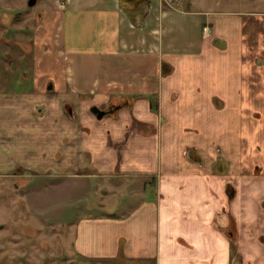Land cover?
Listing matches in <instances>:
<instances>
[{
  "label": "crops",
  "instance_id": "obj_1",
  "mask_svg": "<svg viewBox=\"0 0 264 264\" xmlns=\"http://www.w3.org/2000/svg\"><path fill=\"white\" fill-rule=\"evenodd\" d=\"M17 167L88 188L66 262L264 264V0H0V174Z\"/></svg>",
  "mask_w": 264,
  "mask_h": 264
},
{
  "label": "rangeland",
  "instance_id": "obj_2",
  "mask_svg": "<svg viewBox=\"0 0 264 264\" xmlns=\"http://www.w3.org/2000/svg\"><path fill=\"white\" fill-rule=\"evenodd\" d=\"M12 65L14 67L15 63H11V58L6 59V68L11 69ZM12 80L6 73V85ZM71 105L64 103L65 116L92 115L89 111L92 104L88 101L84 102L82 112L81 106L74 110ZM35 108L38 116L49 115L45 103L40 102ZM11 156L18 158L15 154ZM23 171L22 167H17L16 171L0 174V264H85L76 259L66 262L62 257L71 254L67 222L82 205L76 203L79 191L87 196L88 188L78 189L72 180L67 182L59 174L41 176L38 172ZM92 203L93 197L87 198L83 205Z\"/></svg>",
  "mask_w": 264,
  "mask_h": 264
},
{
  "label": "flooded vegetation",
  "instance_id": "obj_3",
  "mask_svg": "<svg viewBox=\"0 0 264 264\" xmlns=\"http://www.w3.org/2000/svg\"><path fill=\"white\" fill-rule=\"evenodd\" d=\"M52 84V83H51ZM49 84H47V86H48ZM48 89V88H47ZM52 89V88H51ZM128 99L127 98H119V99H116L115 101H113V102H111V103H109L108 105H106L105 107H99L98 105V107L99 108H101V109H103L104 111H106L105 112V114L103 115V116H105V115H110V114H112V115H114L115 113H117L120 109H122L124 106H126V105H128ZM92 106V105H91ZM91 106H89V111H90V107ZM90 113L93 115V116H95L91 111H90ZM102 116V117H103ZM96 117V116H95ZM97 118V117H96Z\"/></svg>",
  "mask_w": 264,
  "mask_h": 264
},
{
  "label": "water",
  "instance_id": "obj_4",
  "mask_svg": "<svg viewBox=\"0 0 264 264\" xmlns=\"http://www.w3.org/2000/svg\"><path fill=\"white\" fill-rule=\"evenodd\" d=\"M48 89L52 88V84L49 83V85L47 86ZM90 111L97 117V118H101L106 111H104L103 109L99 108L97 105H92L90 107Z\"/></svg>",
  "mask_w": 264,
  "mask_h": 264
},
{
  "label": "built area",
  "instance_id": "obj_5",
  "mask_svg": "<svg viewBox=\"0 0 264 264\" xmlns=\"http://www.w3.org/2000/svg\"><path fill=\"white\" fill-rule=\"evenodd\" d=\"M206 30H207V28L205 27V28H204V32H206Z\"/></svg>",
  "mask_w": 264,
  "mask_h": 264
}]
</instances>
